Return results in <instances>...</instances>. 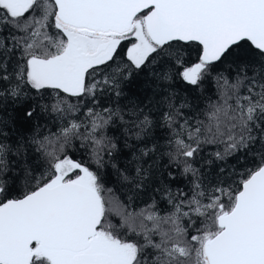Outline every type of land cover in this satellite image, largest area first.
<instances>
[{
  "label": "snow or ice",
  "instance_id": "snow-or-ice-1",
  "mask_svg": "<svg viewBox=\"0 0 264 264\" xmlns=\"http://www.w3.org/2000/svg\"><path fill=\"white\" fill-rule=\"evenodd\" d=\"M0 264H264V0H0Z\"/></svg>",
  "mask_w": 264,
  "mask_h": 264
}]
</instances>
